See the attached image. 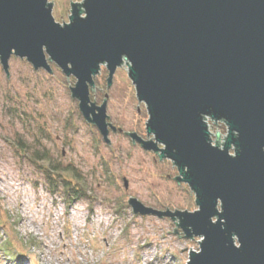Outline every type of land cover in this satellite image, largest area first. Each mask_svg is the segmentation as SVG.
I'll return each mask as SVG.
<instances>
[{"label":"water","instance_id":"95a60500","mask_svg":"<svg viewBox=\"0 0 264 264\" xmlns=\"http://www.w3.org/2000/svg\"><path fill=\"white\" fill-rule=\"evenodd\" d=\"M69 4L60 24L47 0H0L2 70L8 75L11 54L49 73L55 63L76 79L71 96L109 143V131L121 129L106 121V100L96 105L88 89L100 64L109 86L125 61L152 138L124 132L168 158L197 205L161 210L129 197L133 213L170 217L173 232L200 237L186 264H264V0ZM208 117L224 122V141L216 131L212 143Z\"/></svg>","mask_w":264,"mask_h":264},{"label":"rangeland","instance_id":"374dc122","mask_svg":"<svg viewBox=\"0 0 264 264\" xmlns=\"http://www.w3.org/2000/svg\"><path fill=\"white\" fill-rule=\"evenodd\" d=\"M47 1L55 21L67 22L69 0ZM8 60V75L0 63V264H186L200 237L173 232L177 220L135 214L127 203L136 197L155 209H197L190 187L173 178L176 166L126 134L152 138L125 61L109 86L100 64L88 89L96 105L106 100V121L121 129L109 131L110 145L79 111L69 90L72 75L66 78L53 62L49 73L24 57ZM215 123L207 118L214 144L216 131L219 142L226 134L224 122ZM36 156L73 167L86 192L67 204L61 186L52 189L32 161Z\"/></svg>","mask_w":264,"mask_h":264},{"label":"trees","instance_id":"16d2710c","mask_svg":"<svg viewBox=\"0 0 264 264\" xmlns=\"http://www.w3.org/2000/svg\"><path fill=\"white\" fill-rule=\"evenodd\" d=\"M33 162H37L39 167L44 168L46 177L50 179L51 188L56 190L59 185L63 189L64 199L70 204L76 198L86 192L82 177H79L75 169L71 166H61L52 162L49 158L32 157Z\"/></svg>","mask_w":264,"mask_h":264},{"label":"built area","instance_id":"2783aa9c","mask_svg":"<svg viewBox=\"0 0 264 264\" xmlns=\"http://www.w3.org/2000/svg\"><path fill=\"white\" fill-rule=\"evenodd\" d=\"M206 122H207V118H206Z\"/></svg>","mask_w":264,"mask_h":264}]
</instances>
